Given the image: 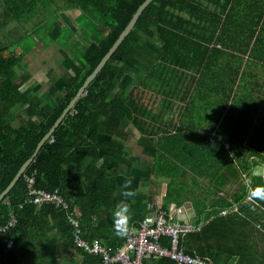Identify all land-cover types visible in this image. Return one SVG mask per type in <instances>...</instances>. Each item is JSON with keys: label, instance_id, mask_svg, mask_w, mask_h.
<instances>
[{"label": "trees", "instance_id": "obj_1", "mask_svg": "<svg viewBox=\"0 0 264 264\" xmlns=\"http://www.w3.org/2000/svg\"><path fill=\"white\" fill-rule=\"evenodd\" d=\"M51 1L45 0V5L51 4ZM64 1L68 8L78 7L86 16L82 17V36L87 44L77 54L64 88H52L55 106L47 108L42 105L38 97L30 94L31 88L21 90L22 82L17 83L13 73L19 58L5 55V50L2 51L0 46V138L7 140V137H12L14 140L13 144L4 146L0 153V194L35 152L39 142L145 0ZM205 1L211 0H153L145 8L133 30L0 202V227L8 222L10 217L7 212L10 210H14L18 219L15 227L0 232V264H103L101 257L76 246L73 225L63 209L29 202L26 177L32 174L35 175L36 187L51 192L59 190L72 210L76 208L79 211L82 235L87 241L100 239L113 251L123 246L127 236L117 237L113 227L98 223L114 206L115 189L108 184L104 174L89 185L81 175L68 170L69 153L77 142L89 141L103 151L121 154L124 150L121 123L125 119L138 123L145 130L142 124H149L144 120L147 115L141 112L143 105L140 104L144 101H140L144 90L137 86L130 91L118 88L116 81L122 73V64L125 60L138 63L135 39L143 34L157 38L162 44V61L169 66L162 64L165 72L161 73L168 74L170 70L177 72L184 68L182 53L185 48L199 52L204 47L203 42L211 43V40H200L202 36L199 31L219 27L221 16L212 12ZM34 2L0 0V32L11 22L18 21L19 15L26 11V5L31 9ZM237 2L226 0L222 5L223 12L231 8L233 14ZM253 28L256 29L257 25ZM247 52V49L242 50V53ZM171 64L180 68L176 69ZM247 64L242 74L246 83L251 65L250 62ZM208 67L209 63L205 64V69ZM210 68L215 74L211 64ZM146 71L145 85L147 80L159 73L157 65ZM181 72L184 73L183 70ZM20 108L24 112L17 114L19 120L15 124L13 110ZM237 117L238 114L232 110L224 122ZM244 120L248 124L253 118L247 115L241 121ZM98 124L113 132L115 137L109 141H99ZM162 130L166 136L161 138L156 166V172L167 175L165 179L168 182L162 210L168 211L172 202L181 205L186 200L191 201L197 212L193 223L200 225V229L182 236L180 246L186 253L208 256L221 264H229L233 256L239 257V264H264V253L258 250L256 241L258 238L264 239L263 228L256 226L257 223L264 227V201L248 198V177L254 165L264 162V127L252 131H220L218 136L212 132L187 131L178 135ZM233 135L236 137L233 138ZM179 138H183L185 144L168 141ZM226 143L231 144L235 151L227 149ZM168 166L171 174L169 171L166 173ZM200 176L205 177L201 180ZM253 180L252 188L264 186L261 177L254 176ZM203 186H206L205 189H202ZM7 200L10 202L7 203ZM149 202L147 195L141 192L131 199L130 227H139L152 211ZM225 210L227 212L223 214ZM163 242L167 245L169 239L164 238ZM155 261L159 264H177L167 258Z\"/></svg>", "mask_w": 264, "mask_h": 264}, {"label": "crops", "instance_id": "obj_2", "mask_svg": "<svg viewBox=\"0 0 264 264\" xmlns=\"http://www.w3.org/2000/svg\"><path fill=\"white\" fill-rule=\"evenodd\" d=\"M225 1H205L212 12L221 16L219 27L215 30L202 28L199 31L202 36L200 40H211V43L203 42L204 47L199 52L185 48L182 53L185 67L171 64L176 69L180 68V71L161 73L165 72L162 64H169L162 61V44L157 38L142 34L135 39L138 63L132 64L125 60L116 83L119 89L126 91L135 86L144 90L140 98V101L144 100L140 102L143 105L141 112L147 115L144 120L149 125L142 124L145 129L142 130L138 123L123 120L121 130L124 150L121 154L103 151L89 141H79L71 149L66 166L68 170L81 175L82 180L89 185L104 174L108 184L115 189V204L98 221L99 225L112 227L113 209L123 199L120 191L126 179H131V189L147 195L151 212L162 209L168 182L165 179L167 175L156 172L161 138L166 136L161 129L178 135L196 131L204 134L212 132L218 136L220 131H252L264 127V0H238L233 14L231 8L223 12ZM33 5L31 9L26 5V11L19 15L18 21L11 22L3 33L0 32V46L2 51L5 50V55L19 58L13 73L14 80L22 82L21 90L31 88L30 94L38 97L41 104L48 108L51 105L43 100L47 96L54 99L52 88H64L77 54L87 44L82 36V17L86 16L78 7L68 8L64 0H52L48 7L45 0H35ZM255 25L257 28L252 29ZM246 41L249 43L246 44ZM245 49L248 50L246 54L242 53ZM247 62L251 65L246 83L242 74ZM208 63L209 67L205 69ZM210 64L215 74L211 72ZM153 65L158 66L159 73L147 80L145 85L146 69ZM232 110L238 114L237 119L229 118L224 122ZM13 111L16 124L19 120L17 114L24 110L20 108ZM247 115L253 118L248 124L246 120L241 121ZM96 130L99 141H109L115 137L101 124L96 125ZM179 130L181 133H177ZM220 136L223 134L220 133ZM168 141L185 144L183 138ZM13 143L12 137H7V140L0 138V153L4 146ZM226 145L229 148L232 146L229 143ZM166 171L171 174L170 166ZM204 177L200 176V179ZM173 204L175 210L184 209L187 205L183 214L190 222L196 220L197 212L191 201L186 200L181 205L172 202L166 212L171 213ZM256 226L263 228L264 234V227L257 223ZM256 241L258 250L264 253V239L258 238ZM155 260L160 259L151 258L144 262L159 264Z\"/></svg>", "mask_w": 264, "mask_h": 264}, {"label": "built area", "instance_id": "obj_3", "mask_svg": "<svg viewBox=\"0 0 264 264\" xmlns=\"http://www.w3.org/2000/svg\"><path fill=\"white\" fill-rule=\"evenodd\" d=\"M26 181L29 202L38 205L45 201L46 204L63 209L68 221L73 225L76 246L101 257L103 264H143L145 260L151 258H167L177 264H221L208 256L186 253L180 246V239L188 232L200 229V225L180 220L162 209L147 214L139 227H130L125 243L116 251L100 239L89 242L82 235L79 211L76 208L72 210L70 203L59 190L51 192L36 187L33 174L28 175ZM226 212L225 210L222 213ZM8 216L10 217L8 222L0 228L2 232L9 231L18 222L14 210H10ZM164 238L169 239V244H164Z\"/></svg>", "mask_w": 264, "mask_h": 264}, {"label": "water", "instance_id": "obj_4", "mask_svg": "<svg viewBox=\"0 0 264 264\" xmlns=\"http://www.w3.org/2000/svg\"><path fill=\"white\" fill-rule=\"evenodd\" d=\"M153 0H145L138 8L136 13L133 15L131 21L126 26V28L121 32L115 43L112 45V47L109 49V51L105 54V56L102 58V60L99 62V64L96 66V68L91 72V74L86 78L83 85L78 90L77 94L73 97V99L70 101L68 106L63 110L61 115L58 117L54 125L51 127V129L48 131V133L42 138V140L39 142L35 152L32 154V156L23 164V166L20 168L18 173L15 175L14 179L11 181V183L3 190V192L0 194V202L5 198V196L10 192V190L15 186L16 182L20 179V177L25 173L29 165L33 162L34 158L42 148V146L45 144L46 141L51 139L53 137V134L56 130V128L62 123V121L66 118L67 114L74 108L76 102L79 100L81 96H83L87 90V87L90 85V83L97 77V75L100 73V71L103 69L105 64L109 61V59L112 57V55L115 53V51L118 49V47L122 44L124 39L130 34V32L135 27L140 15L143 13L145 8L152 2ZM234 152V148H231ZM225 175L230 177V174L228 172H225ZM261 177L263 185H264V165H258L255 166V168L251 172V176L248 177V198H250V190L254 189L251 187L253 180V177ZM175 204L172 206L171 214L175 216L176 218L188 221L186 214H183V210L187 207L185 205L184 209L181 207L179 210H175ZM192 218V217H191Z\"/></svg>", "mask_w": 264, "mask_h": 264}, {"label": "clouds", "instance_id": "obj_5", "mask_svg": "<svg viewBox=\"0 0 264 264\" xmlns=\"http://www.w3.org/2000/svg\"><path fill=\"white\" fill-rule=\"evenodd\" d=\"M120 195L123 197L114 207L113 218V231L117 237H126L130 230V207L127 201L134 199L137 192L131 189V179H126L121 186ZM250 198L264 201V186H257L250 190ZM193 223V222H192ZM229 264H239V257L233 256Z\"/></svg>", "mask_w": 264, "mask_h": 264}, {"label": "rangeland", "instance_id": "obj_6", "mask_svg": "<svg viewBox=\"0 0 264 264\" xmlns=\"http://www.w3.org/2000/svg\"><path fill=\"white\" fill-rule=\"evenodd\" d=\"M44 103L46 104H49L51 106H55V100L51 97V96H47L44 100H43ZM227 149H228V146L226 145ZM46 204L45 201L42 203V204H38V206H42ZM10 214V211L7 212V215ZM1 228V227H0ZM2 232V231H0ZM7 232V231H6Z\"/></svg>", "mask_w": 264, "mask_h": 264}, {"label": "flooded vegetation", "instance_id": "obj_7", "mask_svg": "<svg viewBox=\"0 0 264 264\" xmlns=\"http://www.w3.org/2000/svg\"><path fill=\"white\" fill-rule=\"evenodd\" d=\"M258 165H264V162H260V163H258V164H256V165H254L253 168H252V170L255 168V166H258ZM251 172H252V171H251Z\"/></svg>", "mask_w": 264, "mask_h": 264}, {"label": "bare ground", "instance_id": "obj_8", "mask_svg": "<svg viewBox=\"0 0 264 264\" xmlns=\"http://www.w3.org/2000/svg\"><path fill=\"white\" fill-rule=\"evenodd\" d=\"M31 24V23H30ZM1 44V43H0ZM70 92V91H69ZM69 95V94H68ZM40 112V111H39ZM44 115V114H43ZM49 117V116H48ZM11 128V127H10ZM46 132V131H45ZM8 136V135H7ZM18 138H19V136H18ZM20 140V139H19ZM70 172V171H69ZM22 180V179H21ZM39 220V219H38ZM44 221V220H43Z\"/></svg>", "mask_w": 264, "mask_h": 264}]
</instances>
